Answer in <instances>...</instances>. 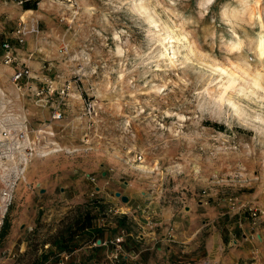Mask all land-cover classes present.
Masks as SVG:
<instances>
[{"label": "rangeland", "instance_id": "374dc122", "mask_svg": "<svg viewBox=\"0 0 264 264\" xmlns=\"http://www.w3.org/2000/svg\"><path fill=\"white\" fill-rule=\"evenodd\" d=\"M20 1L0 0V118L25 113L32 131L45 124L53 138L45 156L37 153L24 167L8 166L18 180L4 218L11 226L13 211L32 204L37 218L50 219V225L25 232L23 254L16 246L9 253L5 238L0 264H56L63 251L43 253L49 249L43 243L94 212L101 200L95 183L109 173L106 168L119 187L139 182L179 211L201 202L223 214L220 224L229 227L238 218L257 224L264 203V82L255 87L243 70L257 66L255 15L264 23V0H27L34 10ZM161 27L186 39L174 46L172 64L160 56ZM18 29L27 33L20 46L14 41ZM5 41L17 57L10 66L2 61ZM17 70L29 72L32 91L26 83L19 90L10 82ZM222 71L235 81L226 92ZM41 76L67 86L68 96L39 103L33 91L44 86ZM58 103L62 118L54 121ZM45 169L51 178L68 171L86 196L70 209L58 198L59 188L54 202L39 197L41 186L28 173L37 178ZM249 209L259 211L258 218ZM207 235L187 242L184 254L155 264H207ZM85 246L80 239L67 264H93L80 249ZM94 259L109 264L104 255Z\"/></svg>", "mask_w": 264, "mask_h": 264}, {"label": "crops", "instance_id": "0c3cea01", "mask_svg": "<svg viewBox=\"0 0 264 264\" xmlns=\"http://www.w3.org/2000/svg\"><path fill=\"white\" fill-rule=\"evenodd\" d=\"M106 170L109 173L105 177L101 176L102 179L95 183L94 191L100 195L101 200L98 202L99 206L93 208L94 212L90 213L92 216L90 226L85 228L80 236L72 234L74 228L69 231L65 229L58 231L43 243V248L49 246V249L45 251L40 249L41 252L52 255L53 241L61 240L62 236L63 238L72 236V243L69 245L74 246V250L70 252L73 256L79 250L75 248L76 245L83 238L86 246L80 249L94 264L95 256L104 255L106 258L109 256L113 238L123 230L121 225L127 221L128 227L124 229L126 233L122 244L124 253L119 261L123 264H155L156 260L163 263L165 260L176 258L189 251L187 242H193L200 233H209L202 244L207 264H264V203L261 208L259 207L263 216L256 225L252 227L251 223L241 224L242 218H238L228 227L223 221V224H220L223 214L214 213L208 207H204L205 203L199 202L195 207L179 211L177 205L155 197L149 192V188L146 190L139 182L131 181L129 186L121 182L125 188L119 187L116 175L111 173L112 170L107 168ZM50 173L45 169L37 178L32 170L28 173L29 180L36 179V183L41 186L38 190L39 197L54 202L55 192L59 188L58 198H63L70 209L71 205H78L86 196V193L81 191L80 181L76 184L70 182L68 171L54 178H51ZM117 191L127 198L126 204L115 197ZM142 191L145 193H141ZM20 208L13 211L15 215L5 237L6 242L11 244L9 253L16 246L15 251L23 254L27 250L25 237L27 231L33 228L36 230L37 227V230H40L44 224L50 225V219L37 218L32 204ZM67 226L73 227V222ZM97 240H100L99 245L96 244ZM65 242L67 243V239ZM71 262H74L73 258Z\"/></svg>", "mask_w": 264, "mask_h": 264}, {"label": "built area", "instance_id": "2783aa9c", "mask_svg": "<svg viewBox=\"0 0 264 264\" xmlns=\"http://www.w3.org/2000/svg\"><path fill=\"white\" fill-rule=\"evenodd\" d=\"M27 0H21L19 3L22 6ZM26 32L20 29L16 31L14 41L17 45H22L26 36ZM2 49L4 50L3 64L10 66L17 61V57L14 55L12 46L10 42L5 41L2 44ZM29 72L27 70H17L10 78V82L14 84L19 90L23 87L22 83H26V88L32 91L31 86L27 83L30 79ZM26 80V82L24 81ZM38 81L44 84L40 89H35L33 91L34 97L37 98L38 102L41 104H47L49 100L53 97H57L63 100L64 97L68 96V87L65 85H60L54 79L48 78L46 76H41ZM0 96H4L2 90L0 89ZM40 104V105H41ZM58 107L53 109L52 120L59 121L62 118V112ZM15 112L10 111L5 117L0 118V228L2 226V219L8 211L11 205L12 195L15 189V183L18 180L13 172V168L8 166L13 164L14 166L19 164L22 167L26 166L30 162L31 158L35 155L45 156L46 150L51 146L50 139L53 138L51 132L44 131V128H48L47 125H42L37 132L32 131L29 126L28 118L25 113H18L16 116L13 114ZM44 146H40L41 144ZM141 159L139 156L138 160ZM91 183L94 179L89 180ZM92 196V195H91ZM251 217L253 219L258 218V213L256 209H249ZM123 232L121 231L118 237H115L111 242V253L107 257L109 264H117L123 256ZM95 246V244H93ZM70 254L65 251L56 260V264H67Z\"/></svg>", "mask_w": 264, "mask_h": 264}, {"label": "bare ground", "instance_id": "6f19581e", "mask_svg": "<svg viewBox=\"0 0 264 264\" xmlns=\"http://www.w3.org/2000/svg\"><path fill=\"white\" fill-rule=\"evenodd\" d=\"M143 10L145 11L144 8ZM255 19L260 29V31L256 33V37L254 38L255 41L253 43L254 44L253 52H254L255 60L257 62V66L252 71L248 70V68H245L243 70V75L244 76L246 75L248 78H250V80L252 81V84L255 87L259 88L260 86H262L264 82V71H262V68L264 66V23L259 13L255 15ZM163 35H165V37L162 39L163 42L161 43H162V46H164V49L162 53L160 54V56L163 60L168 61V63L172 64L173 58L177 55V52L173 51L175 48L174 46L182 45L183 44L182 41L186 39L184 36L174 34V31L170 28L164 29L161 27L159 28L157 32L156 39L159 40V38H161ZM233 38L239 39L238 34L234 32ZM222 73L226 77V79L228 78L227 83L221 85L222 88H224L226 92L227 89H229V87L232 86L234 88L235 81H234V78L230 76L231 73L229 74V76L227 72L225 71H222Z\"/></svg>", "mask_w": 264, "mask_h": 264}, {"label": "trees", "instance_id": "16d2710c", "mask_svg": "<svg viewBox=\"0 0 264 264\" xmlns=\"http://www.w3.org/2000/svg\"><path fill=\"white\" fill-rule=\"evenodd\" d=\"M24 9L26 10H34V5L26 2L23 5ZM209 124H207L208 126ZM208 127H212L216 130H221V127L217 126V125H213V126H208ZM82 219V222H81ZM78 218L77 221H75L73 223L74 226V230L72 231V234L76 235V236H80L83 232L85 228H88L90 226L91 220H92V216L89 213H86L82 218ZM3 225L0 228V244L1 242L5 239L6 235L8 234V229H9V224L8 221L3 220ZM78 222V223H77ZM81 222V223H80ZM80 223V224H79ZM124 227V224L121 225V228ZM73 229V227H69L67 226L65 231H69L70 229ZM61 237V236H60ZM61 240H55L51 243L52 246H54L55 248H58L60 252L62 251H68V252H72L74 249V246L69 247L68 244L72 243V236L63 238V236L60 238ZM67 239V243L65 242V240ZM48 257L45 255L44 256V260H47Z\"/></svg>", "mask_w": 264, "mask_h": 264}, {"label": "water", "instance_id": "95a60500", "mask_svg": "<svg viewBox=\"0 0 264 264\" xmlns=\"http://www.w3.org/2000/svg\"><path fill=\"white\" fill-rule=\"evenodd\" d=\"M115 197H118L120 201H122V203L126 204L128 202L127 198L124 196H121L120 193H115ZM96 244L99 245L100 244V240L96 241Z\"/></svg>", "mask_w": 264, "mask_h": 264}]
</instances>
